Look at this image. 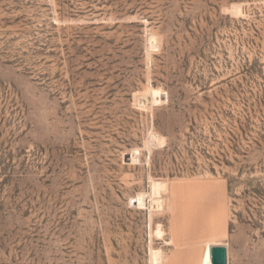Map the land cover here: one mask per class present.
I'll use <instances>...</instances> for the list:
<instances>
[{"label":"rangeland","instance_id":"rangeland-1","mask_svg":"<svg viewBox=\"0 0 264 264\" xmlns=\"http://www.w3.org/2000/svg\"><path fill=\"white\" fill-rule=\"evenodd\" d=\"M214 229L264 264V0H0V264Z\"/></svg>","mask_w":264,"mask_h":264},{"label":"crops","instance_id":"crops-1","mask_svg":"<svg viewBox=\"0 0 264 264\" xmlns=\"http://www.w3.org/2000/svg\"><path fill=\"white\" fill-rule=\"evenodd\" d=\"M176 191L173 193L175 195ZM213 233L212 244L207 246L202 239H177L171 241V251L168 252L167 261L164 264H207L208 256L211 255V247L221 245L218 229ZM217 238V239H215ZM217 241V242H216ZM210 252V253H209Z\"/></svg>","mask_w":264,"mask_h":264},{"label":"water","instance_id":"water-1","mask_svg":"<svg viewBox=\"0 0 264 264\" xmlns=\"http://www.w3.org/2000/svg\"><path fill=\"white\" fill-rule=\"evenodd\" d=\"M212 264H228L229 252L228 248L223 245H216L211 247Z\"/></svg>","mask_w":264,"mask_h":264},{"label":"bare ground","instance_id":"bare-ground-1","mask_svg":"<svg viewBox=\"0 0 264 264\" xmlns=\"http://www.w3.org/2000/svg\"><path fill=\"white\" fill-rule=\"evenodd\" d=\"M158 207H160V202L157 203ZM157 207V206H156ZM159 236H163L160 232L157 233ZM210 253V252H209ZM163 260V256H162V252L160 251H155L154 253V258H153V261H154V264H161ZM207 264H212V260H211V255L208 256V259H207Z\"/></svg>","mask_w":264,"mask_h":264}]
</instances>
